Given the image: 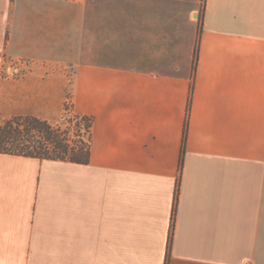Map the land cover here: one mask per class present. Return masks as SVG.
Returning <instances> with one entry per match:
<instances>
[{
    "label": "crops",
    "instance_id": "1",
    "mask_svg": "<svg viewBox=\"0 0 264 264\" xmlns=\"http://www.w3.org/2000/svg\"><path fill=\"white\" fill-rule=\"evenodd\" d=\"M67 103L89 162L0 153V264H264V0H0V120Z\"/></svg>",
    "mask_w": 264,
    "mask_h": 264
},
{
    "label": "trees",
    "instance_id": "2",
    "mask_svg": "<svg viewBox=\"0 0 264 264\" xmlns=\"http://www.w3.org/2000/svg\"><path fill=\"white\" fill-rule=\"evenodd\" d=\"M69 109L64 106L63 120L66 128L60 124H50L45 120L18 116L0 121V153L17 155L39 160H52L87 164L90 159V131L92 118L73 114L68 116ZM71 127V129H70ZM73 130V138L69 135ZM84 131L86 140L79 133ZM185 142L183 134L182 144ZM182 164V152L179 165ZM178 184L174 200L177 199ZM174 217V209H173Z\"/></svg>",
    "mask_w": 264,
    "mask_h": 264
},
{
    "label": "rangeland",
    "instance_id": "3",
    "mask_svg": "<svg viewBox=\"0 0 264 264\" xmlns=\"http://www.w3.org/2000/svg\"><path fill=\"white\" fill-rule=\"evenodd\" d=\"M66 105H67V107H68V109H69V113H68L67 117H68V116H72L73 114H75V113L72 111L70 105H69L68 103H67ZM0 121H3V120H0ZM59 124L62 125L63 128L68 127V126H67V125H68V124H67V121L63 120V118H61ZM70 129H71V127H70ZM69 135L71 136V138H73V130L70 131ZM79 135H80V137L82 138V140H86V139H87V135L84 133V131H82L81 133H79Z\"/></svg>",
    "mask_w": 264,
    "mask_h": 264
}]
</instances>
